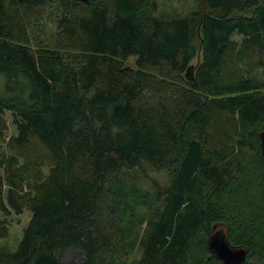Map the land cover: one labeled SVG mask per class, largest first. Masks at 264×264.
Listing matches in <instances>:
<instances>
[{"label":"trees","instance_id":"obj_1","mask_svg":"<svg viewBox=\"0 0 264 264\" xmlns=\"http://www.w3.org/2000/svg\"><path fill=\"white\" fill-rule=\"evenodd\" d=\"M197 4L182 17L154 0H0V115L12 147L34 139L51 161L30 184L0 158V213H29L12 264L74 250L78 264H220L206 248L215 231L242 264H264V0ZM52 6L63 47L33 51L7 31L8 12ZM142 164L167 183L126 184ZM138 209L149 216L135 238Z\"/></svg>","mask_w":264,"mask_h":264},{"label":"rangeland","instance_id":"obj_2","mask_svg":"<svg viewBox=\"0 0 264 264\" xmlns=\"http://www.w3.org/2000/svg\"><path fill=\"white\" fill-rule=\"evenodd\" d=\"M156 5V14L168 15L177 13L182 17H187L191 12L197 9V0H154ZM57 8L52 6L36 15L26 12L22 9L13 10L6 14V27L13 32L12 35L20 30L26 36L31 50L38 48H52L55 46L63 47L67 39L57 31L55 26ZM233 40L239 41L238 36H233ZM74 49L75 43H70ZM80 55V54H79ZM134 58L129 57L125 65L133 68ZM259 77V76H258ZM260 79V78H259ZM162 90H166V84L161 83ZM0 127L3 130V141L0 142V158L6 160L14 157L17 161V172L26 183L40 182L51 166V161L45 150L36 140L32 139L30 143L22 148L15 149L9 143L10 138L15 134L11 125V116L9 112L0 115ZM2 168H0V175ZM122 178L126 184L136 183L141 190L151 191L153 188H162L168 180L164 171H155L147 164H142L141 168L122 171ZM134 222L132 224L133 237L140 238L145 228V220L149 214L144 209H138L134 212ZM29 219V213L22 211L19 215L11 212L8 216L0 213V220H3L6 227V237L0 239V264H12L10 256L14 253L16 246L21 238V232ZM117 225H123V221H117ZM138 257V252L134 250L127 256V261ZM81 253L74 250L69 252L63 259V264H78L81 262Z\"/></svg>","mask_w":264,"mask_h":264},{"label":"water","instance_id":"obj_3","mask_svg":"<svg viewBox=\"0 0 264 264\" xmlns=\"http://www.w3.org/2000/svg\"><path fill=\"white\" fill-rule=\"evenodd\" d=\"M86 3L87 0H75ZM258 145L262 165L264 167V130L257 133ZM214 228V226H213ZM207 251L215 257L220 264H242L245 258V250L230 247L221 232L213 233L207 241Z\"/></svg>","mask_w":264,"mask_h":264},{"label":"flooded vegetation","instance_id":"obj_4","mask_svg":"<svg viewBox=\"0 0 264 264\" xmlns=\"http://www.w3.org/2000/svg\"><path fill=\"white\" fill-rule=\"evenodd\" d=\"M215 232H218V231H215ZM215 232H214V233H215ZM219 263H220V262H219Z\"/></svg>","mask_w":264,"mask_h":264}]
</instances>
